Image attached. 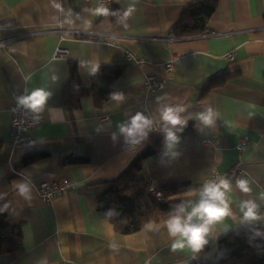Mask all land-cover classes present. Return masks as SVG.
Returning a JSON list of instances; mask_svg holds the SVG:
<instances>
[{
  "label": "crops",
  "instance_id": "crops-1",
  "mask_svg": "<svg viewBox=\"0 0 264 264\" xmlns=\"http://www.w3.org/2000/svg\"><path fill=\"white\" fill-rule=\"evenodd\" d=\"M194 1L201 0H112L113 10L105 15L98 11L104 9L100 0H0V40L12 39L0 47V207L23 223L21 247L0 256V264L213 263L221 239L250 229L242 222V201L259 205L262 219L255 226L264 225V0H220L206 35L172 37L184 7ZM130 8L134 11L126 16ZM59 28L92 36L61 39L50 32ZM59 49L66 57L56 56ZM231 53L235 58L229 62ZM173 58L175 69L168 76L163 67ZM69 62L77 65L85 88L91 84L93 65H125L124 76L111 87L112 93L124 94V101L110 99L97 107L83 98L77 109L62 106ZM223 73L230 79L204 92L208 80ZM152 75L166 85L147 94L143 83ZM36 88L50 92L48 107L62 113H55V122L47 108L40 113L44 121L33 132L35 145L20 150L11 138L13 94H30ZM158 98L163 99L158 103ZM164 105H180L185 108L182 116L188 117L176 157L164 155ZM209 107L219 113L211 127L195 119ZM137 112L154 121V130L133 146L126 144L118 125L130 122ZM190 125L192 134H187ZM244 138L250 146L239 149ZM210 140L215 145L206 143ZM156 142L160 153L144 167L151 187L164 190L167 202L188 210L199 197L187 192H198L213 175L223 178L241 165L229 194L232 216L215 225L199 253L173 251L165 221L122 235L98 210L97 198L110 188L106 181ZM25 157L33 160L20 165ZM239 178L250 181L251 193L236 188ZM61 179L73 187L50 204L42 202L40 184ZM21 183L29 188L28 198L19 194ZM174 185L187 186L169 194L165 189Z\"/></svg>",
  "mask_w": 264,
  "mask_h": 264
},
{
  "label": "trees",
  "instance_id": "trees-1",
  "mask_svg": "<svg viewBox=\"0 0 264 264\" xmlns=\"http://www.w3.org/2000/svg\"><path fill=\"white\" fill-rule=\"evenodd\" d=\"M220 0L194 1L184 7L179 22L173 27L170 35L176 39L195 38L206 35L209 23L215 14ZM125 65L99 66L96 75L91 76V84L85 88L81 84L77 65L69 62V79L61 90V104L64 107L77 109L81 99H92L97 107L110 100L111 87L124 76ZM229 73L210 78L204 92L223 85L230 79ZM192 125L185 130L192 134ZM3 142L0 140V155ZM160 142L154 143L138 154L128 167L115 179L106 181L110 185L108 191L97 198L98 210L104 213L114 230L122 235H130L142 228L166 221L172 215L177 203H160L150 194L151 180L144 171L145 164L159 155ZM25 157L20 165L32 161ZM85 160H77L82 162ZM187 185H174L165 190L171 194ZM256 235L250 229L231 233L221 239L218 246L216 262L198 264H264V225L255 226ZM23 241V223L9 215L3 206L0 207V256L16 252Z\"/></svg>",
  "mask_w": 264,
  "mask_h": 264
},
{
  "label": "clouds",
  "instance_id": "clouds-1",
  "mask_svg": "<svg viewBox=\"0 0 264 264\" xmlns=\"http://www.w3.org/2000/svg\"><path fill=\"white\" fill-rule=\"evenodd\" d=\"M98 11L107 15V9H99ZM133 8H130L126 16L131 15ZM82 64L84 62H81ZM99 71V65H93L88 75L94 76ZM51 93L43 88H36L30 94L21 95L17 98L19 107L30 110L34 114H40L47 108L53 113V122H55V113L61 112V109L48 107V101ZM109 98L116 102H123L125 97L123 93L113 92L109 94ZM163 98H158L157 102ZM185 108L176 105H164L160 109V120L163 122L162 132L164 133V155L176 157L178 152L177 146L180 144L181 136L188 124V117L182 116ZM219 113L209 107L205 112H201L195 116L200 124L211 127L214 125L216 117ZM154 121L137 112L131 117L130 122L118 125L119 132L125 137L126 144L133 146L140 145L148 136V133L154 130ZM199 127V125H198ZM203 132V128H200ZM116 139L115 133L113 140ZM235 186L241 192L249 194L252 192L250 181L239 178L235 181ZM19 194L28 198L29 188L26 184H18ZM232 181L228 178H218L217 180L206 181L202 188L197 191H189L188 196H197L199 199L191 204L188 210L184 204L176 207L175 212L165 221L168 234L173 238L171 245L173 251L190 249L193 253L201 252L209 243L208 237L213 231L215 225L222 222L226 217L232 216L230 207L229 194L232 192ZM260 199L264 200V193L260 194ZM243 214L242 222L247 224L250 230L255 231L256 235H260L255 229V223L262 219L258 214L259 205L254 200H244L239 205Z\"/></svg>",
  "mask_w": 264,
  "mask_h": 264
},
{
  "label": "built area",
  "instance_id": "built-area-1",
  "mask_svg": "<svg viewBox=\"0 0 264 264\" xmlns=\"http://www.w3.org/2000/svg\"><path fill=\"white\" fill-rule=\"evenodd\" d=\"M68 2H84V3H91L92 0H66ZM100 4L104 9H107V12H111L113 10V2L112 0H100ZM52 33L58 34L61 39L66 36L77 37V38H91L90 34L81 33L75 30H64V29H57L56 31H50ZM46 33V32H45ZM49 33V32H47ZM11 40H0V47H6ZM67 52L63 49H59L57 51V57H66ZM133 55H129L131 59ZM234 54L231 53L226 56V59L231 62L234 60ZM164 72L169 76L174 72L175 69V58L171 59L168 63H166L163 67ZM166 85V81L160 79L158 76L152 75L148 76L144 83L143 89L147 94H153L161 89H163ZM20 95L18 93L13 94V101L15 103L12 109V120H11V138H12V145L15 148L20 150H25L27 148L33 147L35 145V138H34V130L37 128L41 123H43L44 118L40 114H34L30 110H26L22 107L18 106L17 98ZM210 145H215L214 140H210L206 142ZM250 146V141L247 138L242 139L239 149H243ZM241 165L237 164L233 166L224 176L223 178H228L231 181H234L240 174H241ZM219 177L217 175H213L209 180H217ZM73 185L66 179L57 180L54 183L43 182L38 187V195L42 202L46 204H50L56 197H59L65 193H67ZM264 193V190H263ZM150 194L153 199L160 203L167 202L168 195L167 193L159 188H150ZM264 202V200H263Z\"/></svg>",
  "mask_w": 264,
  "mask_h": 264
},
{
  "label": "rangeland",
  "instance_id": "rangeland-1",
  "mask_svg": "<svg viewBox=\"0 0 264 264\" xmlns=\"http://www.w3.org/2000/svg\"><path fill=\"white\" fill-rule=\"evenodd\" d=\"M218 257H219V256H218ZM218 257H217V258H218ZM216 261H217V260H216Z\"/></svg>",
  "mask_w": 264,
  "mask_h": 264
}]
</instances>
